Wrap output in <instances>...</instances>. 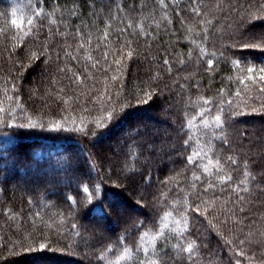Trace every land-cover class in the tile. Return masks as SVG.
I'll use <instances>...</instances> for the list:
<instances>
[{"label":"trees","instance_id":"1","mask_svg":"<svg viewBox=\"0 0 264 264\" xmlns=\"http://www.w3.org/2000/svg\"><path fill=\"white\" fill-rule=\"evenodd\" d=\"M262 68L264 0H0V264H264Z\"/></svg>","mask_w":264,"mask_h":264},{"label":"snow or ice","instance_id":"2","mask_svg":"<svg viewBox=\"0 0 264 264\" xmlns=\"http://www.w3.org/2000/svg\"><path fill=\"white\" fill-rule=\"evenodd\" d=\"M12 23H13V24H18V25H19V22L16 21V20H13ZM29 24H31V20L29 21ZM260 46H261V45H259V44H256V45L243 44V45H242V47H260ZM131 55H132V53L129 52V53H128V56H131ZM39 58H40V56L38 55L37 52H34V51H33V52H30V53L28 54V59H29L30 61H31V60H37V59H39ZM164 63L167 64L168 61L165 60ZM211 63H212V62L209 61V64H211ZM237 63H239V61H237ZM253 70H254L253 68H249V69H248L249 72H251V71H253ZM260 71H261V72H264V68L260 69ZM144 95L147 96L149 99H151V93H149V92H145ZM143 102H145V101H142V100H138V101H137V103H143ZM112 118H113V113L110 112V113L108 114V119L111 120ZM215 119H216V121L219 122V121H221V116H220V115H217V116L215 117ZM185 144H187V141H185ZM194 155H199V153H194ZM192 159H193L192 156H189V157H188V160H189L190 162L192 161ZM209 163H211V161H209ZM205 171H207V166H205ZM228 179H230V177H228ZM84 191L87 193V192H88V188L85 187V188H84ZM196 210H197V211H200L199 208H197ZM242 243H243V241H242ZM43 247H44V245H41V248H43ZM187 247H188V250L190 251V250L192 249L193 245H192L191 243H189ZM241 255H243V253H241ZM153 264H155V262H153Z\"/></svg>","mask_w":264,"mask_h":264},{"label":"rangeland","instance_id":"3","mask_svg":"<svg viewBox=\"0 0 264 264\" xmlns=\"http://www.w3.org/2000/svg\"><path fill=\"white\" fill-rule=\"evenodd\" d=\"M60 179H61V178H59V180H60ZM51 182H53V181L51 180ZM48 185H49V184H48ZM48 185H47V186H48ZM130 209H131L130 211H131L132 213H134V212H133L134 209H132V208H130Z\"/></svg>","mask_w":264,"mask_h":264}]
</instances>
